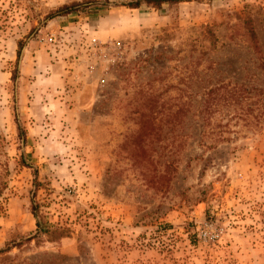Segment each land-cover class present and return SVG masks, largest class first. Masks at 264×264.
Masks as SVG:
<instances>
[{"label": "rangeland", "instance_id": "374dc122", "mask_svg": "<svg viewBox=\"0 0 264 264\" xmlns=\"http://www.w3.org/2000/svg\"><path fill=\"white\" fill-rule=\"evenodd\" d=\"M128 1L0 0V264H264V0Z\"/></svg>", "mask_w": 264, "mask_h": 264}, {"label": "trees", "instance_id": "16d2710c", "mask_svg": "<svg viewBox=\"0 0 264 264\" xmlns=\"http://www.w3.org/2000/svg\"><path fill=\"white\" fill-rule=\"evenodd\" d=\"M180 1H184V0H130L126 3H122L123 5H126L128 7H131V8H137L139 7L143 2L144 3H147V4H154V6L156 8H160L163 4L165 3H168V2H180ZM89 4H99V5H108V1H103V2H100V3H95V2H90V1H87V2H84V3H78V4H70V5H62L60 7H58V9H56V14H67L71 11H74V10H77L78 8L82 7V8H85L87 7ZM238 21H241V23L244 25L245 27V34L247 36V40H248V43H250L253 47V49L255 51H258L257 50V47H258V44L256 42V37H255V34H254V29L252 27V19L250 18V15L247 13V12H244V17L242 18H239ZM204 32L205 34L208 36L207 39H209V45L212 49H215V44L217 42V37L214 33V30H213V27L212 26H209V25H206L204 27ZM19 52V51H18ZM261 67L264 69V62L262 61L261 63ZM246 86L242 83H232L228 89V93L230 96L234 97V96H239L240 93L242 91H246L247 93H249L248 91L252 90L251 88H245ZM259 92L263 94L264 96V91L262 89H259ZM217 89H210L206 92L205 95H207L208 98L207 101H210V102H213L215 100H218L217 98ZM255 95V94H254ZM262 106H263V110H264V103H262ZM167 126V130L165 131V133H170V132H173V129L175 128L174 125L172 126L171 124L167 123L166 124ZM159 132H162V127H158L156 125L153 124V122H150V123H144L140 130L138 131L137 133V137H138V141H137V145H138V148L140 150H142V146H141V142L145 139V137H149L151 138L153 136V134H157ZM172 140H171V144H174V139L173 138H176L175 135L171 136ZM137 150V149H136ZM176 151V149H173V152ZM171 160H168L166 163H165V166H164V172H168L169 171V168H171ZM168 168V169H167ZM164 174V173H163ZM35 195V194H34ZM31 212L33 214V216L36 218V227L39 231H44V233H53L54 231H49L48 229H44V227L40 224V220H39V217H38V209H39V205L37 203H35L34 201H32L31 203ZM61 235V234H60Z\"/></svg>", "mask_w": 264, "mask_h": 264}]
</instances>
